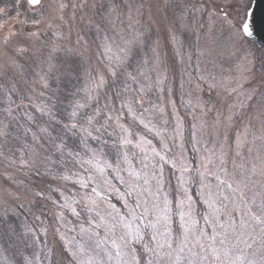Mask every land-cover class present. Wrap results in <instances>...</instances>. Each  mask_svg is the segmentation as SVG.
<instances>
[{
	"label": "rangeland",
	"instance_id": "1",
	"mask_svg": "<svg viewBox=\"0 0 264 264\" xmlns=\"http://www.w3.org/2000/svg\"><path fill=\"white\" fill-rule=\"evenodd\" d=\"M253 3L0 0V264H134L117 212L139 202L152 219L165 198L170 234L140 226L141 264H264V47L241 31Z\"/></svg>",
	"mask_w": 264,
	"mask_h": 264
},
{
	"label": "snow or ice",
	"instance_id": "2",
	"mask_svg": "<svg viewBox=\"0 0 264 264\" xmlns=\"http://www.w3.org/2000/svg\"><path fill=\"white\" fill-rule=\"evenodd\" d=\"M40 3H41V0H28V4L32 5V6L39 5ZM249 6H246L245 19L243 20L242 25H241V31H242L243 35L247 36V37H250L252 35V23L248 21L247 17L249 15H254L253 13L247 11V8ZM2 11H3V9H0V12H2ZM11 35L14 36L15 33H11ZM33 37L38 39L39 38L38 33L37 32H30L27 34L26 38L31 39ZM9 39H10V37L6 35L4 37V39L2 41H0V45H8ZM25 51H27L26 47H20L19 48V52L23 53ZM57 52H58V49L53 47L52 50L48 53V59L52 60ZM261 63L264 64V59L261 60ZM50 67H54V65H50ZM112 74L116 75L115 72H113ZM102 83H103V80H101V84ZM254 94L255 93L253 92L252 95H254ZM82 107H84V105H82V104H77L75 106V108L71 112V118L72 119L63 125L64 128H66L68 130L78 129V124H80V121L77 120L76 118L78 116V109L82 108ZM38 111H41L43 114L49 115L50 119L56 120L57 123L60 122L59 119L57 117H55V115L53 113H51L50 110H48L46 108H42V109H38ZM93 119H94V117L88 118V125H92ZM79 130L83 134H85V136L87 138L99 139V137L93 136V132L91 130H89L88 127H84L83 125H80ZM40 131L41 132H47V129L41 128ZM95 131L99 132L100 129L96 128ZM122 143L127 145V144H131L132 141L129 140L127 137H123ZM136 146L139 147V145H136ZM63 147H64L63 142L56 145V148L58 150H61ZM157 155H159V153H157ZM160 159L162 161H164L165 163H168V161L165 159L164 156H160ZM158 183H159V181H158ZM82 186H86V185H82ZM229 187H231V185H229ZM92 191L95 192L96 189H92ZM97 195H99V193H97ZM126 195L131 196L132 195L131 191L126 193ZM187 199L190 200V197H188ZM186 203H187L186 200H180V201H178V203L176 205L177 209H179V211L176 213V215L179 216L180 228L184 229L185 231H187V229H186V224H187L186 216H190V211H191V205L190 204L187 205L188 211L186 212L184 210ZM168 204H169V202L167 201V198H165V207L162 210V214H154L152 219L148 218L149 213H148L147 209H145L143 212L137 214V209L140 207L139 202L136 203L135 207H130L128 204V201L125 200L124 205H125V208L127 209V213L121 214V213L117 212V216L120 217L119 222H122L124 224V226L128 229V232L126 233L127 239L125 240V246L128 247L131 251V259L134 262V264H141V257H138L136 255V248H135L136 244H141V242L144 241V239H145L146 233L141 230V227H140L141 225L143 226L144 229L150 230V238L152 241L157 240L158 234H170V223H171L172 210H171V208L168 207ZM72 211L75 214V209H72ZM125 215L127 217H129V219L125 220ZM254 219H256L257 224H264V217H254ZM137 220H139L140 224L134 226L135 221H137ZM193 223H196V221L193 220ZM160 227L164 228V233H160ZM262 230H264V229H262ZM122 239H124V237H122ZM169 246H171V245H169ZM144 247L147 248V245H144ZM120 255H122V253L117 252V256H120ZM147 264H151V261L149 260L147 262Z\"/></svg>",
	"mask_w": 264,
	"mask_h": 264
},
{
	"label": "water",
	"instance_id": "3",
	"mask_svg": "<svg viewBox=\"0 0 264 264\" xmlns=\"http://www.w3.org/2000/svg\"><path fill=\"white\" fill-rule=\"evenodd\" d=\"M249 12L254 14L247 18L252 23V35L246 37L264 47V0H254Z\"/></svg>",
	"mask_w": 264,
	"mask_h": 264
},
{
	"label": "trees",
	"instance_id": "4",
	"mask_svg": "<svg viewBox=\"0 0 264 264\" xmlns=\"http://www.w3.org/2000/svg\"><path fill=\"white\" fill-rule=\"evenodd\" d=\"M43 193L44 192H42L41 193V195H39V196H45V198H49V192H46L44 195H43ZM38 199H36V200H38L37 201V203L36 204H38V207L39 206H41V200H42V198H40V197H37ZM39 208H41V207H39ZM16 216H18V217H24V218H22V219H27L28 217H30V215H28V211L25 209H23V207H19L18 208V210L16 211ZM16 216H14V219H16L17 217ZM11 220H12V217H11ZM1 222H3V224L1 223ZM8 222H10V220H9V218L8 217H6L5 219H4V217H0V223L3 225V226H5V229H4V231H5V233H7V225H8ZM17 233H19L20 232V230L19 231H16ZM4 233V234H5ZM19 234H21V233H19ZM9 243H10V241H9V234L7 235V237H6V234H5V236L2 234V233H0V244L2 245V246H7L8 247V245H9ZM29 244H30V247H28V249L26 250L27 252H29V250L30 251H34V249H35V246L31 243V239H30V241H29ZM45 255V254H44ZM43 262V261H42ZM40 264H44V263H41V261L39 262Z\"/></svg>",
	"mask_w": 264,
	"mask_h": 264
}]
</instances>
